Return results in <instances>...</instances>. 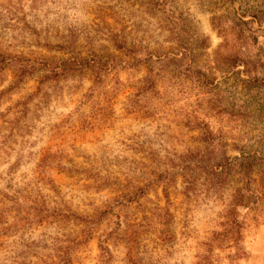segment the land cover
<instances>
[{
  "label": "rangeland",
  "instance_id": "374dc122",
  "mask_svg": "<svg viewBox=\"0 0 264 264\" xmlns=\"http://www.w3.org/2000/svg\"><path fill=\"white\" fill-rule=\"evenodd\" d=\"M162 1L169 20L151 0H0V264H264V0ZM223 158L261 195L225 242L246 180L213 174ZM43 208L77 218L36 224Z\"/></svg>",
  "mask_w": 264,
  "mask_h": 264
},
{
  "label": "trees",
  "instance_id": "16d2710c",
  "mask_svg": "<svg viewBox=\"0 0 264 264\" xmlns=\"http://www.w3.org/2000/svg\"><path fill=\"white\" fill-rule=\"evenodd\" d=\"M151 1H152V5L156 6L157 8L162 10L164 13H166L168 20L171 19L172 16L170 15L172 14V12L168 9L166 11L167 4L164 1L162 0L161 1L151 0ZM174 26L175 25L173 24V27ZM174 30H179V29L174 27ZM111 41L113 42L116 49L122 51L126 55H130L134 61L142 62V59L140 57L141 53L136 50L129 49L127 46V43L123 39L118 40L117 36H114L113 38H111ZM247 41L248 40H246L245 44H247ZM224 42L225 44H222L220 46V49L225 50L227 48L226 38H224ZM7 59L8 58H5V56H3V54L0 51V65L10 66L7 64L8 63ZM39 60H40V63L46 68V71L52 72V70L47 68V66L51 64V62L45 59H39ZM22 62H28V63L23 64ZM63 63L68 64L69 65L68 68L70 69H84L88 67V65L90 64L85 58H82L79 55L70 57L68 60L62 62V64ZM217 64L219 65V62H217ZM13 65L16 66L17 71L19 72L18 74V77L20 79L19 82L22 81L24 76H26L27 74H31L32 72L35 71L34 66L31 64V62L26 61L24 59L17 60L16 62L13 63ZM133 65L134 64H132L131 66ZM227 66L229 69L232 67L234 68L242 67V73L249 75L251 73L253 65L246 55H244L240 50H237V51H234V53L230 57V60L228 61ZM55 68H57V66H55ZM196 72L199 73L200 70H197ZM147 80L152 82L151 76L148 77ZM254 166L255 165L253 163H250L249 161L238 162V161L230 160L229 158L218 159L214 165H209L210 170L216 176H222V175L225 176L227 172L238 171L240 174H242V176L246 180L245 186H243L240 189L235 190L234 194H232V199L229 202V204H227L226 206L224 205V210L222 211L220 216L224 218L225 221L219 223V226H221L223 229L220 233L214 232L211 240H214L215 238H217V236L221 237V240H220L221 242H225V239L232 238V236H234L237 233L235 229L238 228V225H239L237 223L238 221L236 220V216H237L236 214L238 213V209L239 208L248 209L250 208V206H258V204L260 203L261 195L257 191L249 189V187L247 186V185L253 184L254 182L253 179H251L248 176L249 172L252 171ZM2 215L3 214L0 212V221H1ZM75 216L76 215H74L73 213H62V211L60 210L55 211V210H50V209L47 210L43 208V210L41 209L38 210V213L35 217L36 219L34 222L36 224H41L44 221L47 222V220L49 219L53 220L54 218L56 219L58 218L59 221H68L72 217L77 218ZM23 220L24 219H22V221ZM4 231H6V229H3V232ZM88 234H90V230L88 231ZM86 237H87L86 239H89L88 235H86ZM101 250L103 252L102 253L103 255L102 264H110L112 257L108 249L102 248ZM200 259L201 260L200 262L198 261V264H205V261L207 260L206 256L201 255ZM47 264H73V261L71 259V256L66 253L65 256L59 260V263H55L54 261H51L50 263H47Z\"/></svg>",
  "mask_w": 264,
  "mask_h": 264
}]
</instances>
